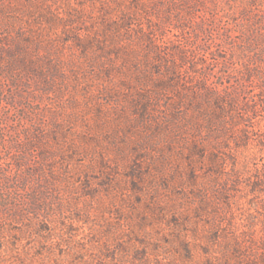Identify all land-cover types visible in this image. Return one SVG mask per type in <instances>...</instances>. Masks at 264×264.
Instances as JSON below:
<instances>
[{"label": "rangeland", "instance_id": "374dc122", "mask_svg": "<svg viewBox=\"0 0 264 264\" xmlns=\"http://www.w3.org/2000/svg\"><path fill=\"white\" fill-rule=\"evenodd\" d=\"M0 264H264V0H0Z\"/></svg>", "mask_w": 264, "mask_h": 264}]
</instances>
